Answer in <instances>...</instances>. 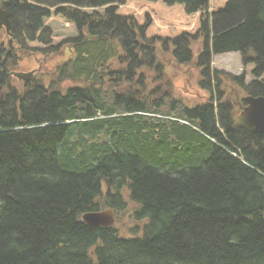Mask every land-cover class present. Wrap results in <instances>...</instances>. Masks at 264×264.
<instances>
[{
    "label": "trees",
    "instance_id": "16d2710c",
    "mask_svg": "<svg viewBox=\"0 0 264 264\" xmlns=\"http://www.w3.org/2000/svg\"><path fill=\"white\" fill-rule=\"evenodd\" d=\"M4 1L0 264H264V136L235 121L264 98V0ZM227 53L254 66L250 83L212 68ZM25 55L65 59L18 89ZM167 57L200 70L208 101L172 96ZM130 204L126 234L82 221Z\"/></svg>",
    "mask_w": 264,
    "mask_h": 264
},
{
    "label": "rangeland",
    "instance_id": "374dc122",
    "mask_svg": "<svg viewBox=\"0 0 264 264\" xmlns=\"http://www.w3.org/2000/svg\"><path fill=\"white\" fill-rule=\"evenodd\" d=\"M0 38L4 45L10 43L8 41V34L6 33L4 28H1ZM200 47L199 42H195L192 45V49L194 50L195 56ZM19 61L17 63V67L12 70L13 72H31L37 71L34 75V79L37 81H42L44 85H48L51 81L55 79L56 67L60 65L65 59L64 55H56L49 58H45L41 55H25L22 58L18 57ZM164 65L163 68L165 70V77L161 84L164 87L170 82L172 87V96L177 100L183 102L185 105L194 106L196 104H202L208 101L209 94L202 89L199 88V82L201 80L200 70L194 65H184L178 66L172 59L169 57L163 59ZM212 68L222 71L230 76H240L242 74H246V83H250L253 79L252 71L254 69L253 65L244 66L241 62V56L239 53H227L217 55L213 58ZM146 76L149 80L152 81L151 88H156L155 78L157 76V72L150 71L146 72ZM12 85H14L18 89H22L23 83L19 82L17 79H11ZM157 82V81H156ZM232 82V79L229 77L224 78L223 87L225 89L226 94L235 93L236 95L243 98V93L239 91L238 87H236ZM82 87L81 82L75 81H67L63 83L60 87L62 92L66 91L69 88L73 87ZM158 86V85H157ZM237 96V97H238ZM236 97V98H237ZM238 99V98H237ZM240 112L237 111L236 114ZM135 206L129 205V209L127 212H123L120 216L115 217L114 226L121 233H128L129 229L133 226L132 220H130V212L134 209ZM106 210V209H105ZM2 211V210H1ZM0 211V213H1ZM117 219V221H116Z\"/></svg>",
    "mask_w": 264,
    "mask_h": 264
},
{
    "label": "water",
    "instance_id": "95a60500",
    "mask_svg": "<svg viewBox=\"0 0 264 264\" xmlns=\"http://www.w3.org/2000/svg\"><path fill=\"white\" fill-rule=\"evenodd\" d=\"M9 2L4 1L0 6V27L4 28L8 36L12 37V23L10 20ZM35 71L12 72L10 75L21 82L29 83ZM245 108L237 115L236 124L253 135L264 136V98L246 96L244 99ZM264 150V143H263ZM83 223L93 227H112L115 224L114 212L105 210L99 212H89L83 215Z\"/></svg>",
    "mask_w": 264,
    "mask_h": 264
}]
</instances>
